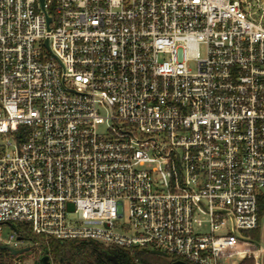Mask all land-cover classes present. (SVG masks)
Returning a JSON list of instances; mask_svg holds the SVG:
<instances>
[{
	"label": "built area",
	"instance_id": "built-area-1",
	"mask_svg": "<svg viewBox=\"0 0 264 264\" xmlns=\"http://www.w3.org/2000/svg\"><path fill=\"white\" fill-rule=\"evenodd\" d=\"M0 140V245L255 258L264 0H0Z\"/></svg>",
	"mask_w": 264,
	"mask_h": 264
},
{
	"label": "trees",
	"instance_id": "trees-1",
	"mask_svg": "<svg viewBox=\"0 0 264 264\" xmlns=\"http://www.w3.org/2000/svg\"><path fill=\"white\" fill-rule=\"evenodd\" d=\"M264 217V196L259 200V226ZM259 226L248 233L250 240L255 243L259 235ZM33 243L38 244L44 252L48 251L53 264H115L110 256L115 257L117 264H172L175 257H163L152 254L151 251L105 247L93 241L66 240L63 242L50 238L46 243L43 237L34 236L29 230L24 231ZM135 253V255H133ZM0 264H12L11 256L7 251L0 250ZM239 264H255L253 258H247Z\"/></svg>",
	"mask_w": 264,
	"mask_h": 264
},
{
	"label": "water",
	"instance_id": "water-1",
	"mask_svg": "<svg viewBox=\"0 0 264 264\" xmlns=\"http://www.w3.org/2000/svg\"><path fill=\"white\" fill-rule=\"evenodd\" d=\"M51 19H48V22L50 23ZM0 250L2 251H7L12 258H17L18 260H23L24 257H28L32 255L31 248L30 247H25L20 250H14L11 249L5 245H0ZM152 254L158 255V256H163L167 257V255L161 251H151ZM110 260L117 264L116 258L110 256ZM51 258L49 256V253L47 250H45L42 255L39 257L38 261H36L34 264H51ZM172 264H187L182 261H174Z\"/></svg>",
	"mask_w": 264,
	"mask_h": 264
},
{
	"label": "crops",
	"instance_id": "crops-1",
	"mask_svg": "<svg viewBox=\"0 0 264 264\" xmlns=\"http://www.w3.org/2000/svg\"><path fill=\"white\" fill-rule=\"evenodd\" d=\"M251 232H253V231H251ZM248 233H250V232H248ZM248 233H246V236H247V238L250 239V237L247 235ZM255 243L257 245V256L255 258H253L254 262H255V264H264V217L261 220V223L259 226V235H258ZM234 260H236L235 263H234ZM234 260H233V264H239L244 259L236 258Z\"/></svg>",
	"mask_w": 264,
	"mask_h": 264
},
{
	"label": "rangeland",
	"instance_id": "rangeland-1",
	"mask_svg": "<svg viewBox=\"0 0 264 264\" xmlns=\"http://www.w3.org/2000/svg\"><path fill=\"white\" fill-rule=\"evenodd\" d=\"M202 56L204 57V52H202ZM189 67H190V69H191L192 72H195L196 69H197V65H196V63H191ZM102 113H103V115L107 116V113H106V112H102ZM109 127H110L109 124H106V125L100 126V127L98 128V134H99V135H107V131L109 130ZM0 142H1V140H0ZM141 169H144V168H141ZM263 196H264V191H263ZM263 196H262V197H263ZM125 209H126V211H127V206H125ZM203 217H204L203 219H205V215H203ZM127 220H128V217H127V215H126L125 217H123V218L120 220V222H121V223H126ZM8 231H9V229H5V235L8 233ZM22 235H23L26 239L29 240V237H28L27 235L25 236L24 231L22 232ZM30 243H32V242H29V241L25 242V243H24V247H27ZM135 251H140V250H139V249H135ZM133 255H135V253H134ZM235 262H236V260H234V263H235ZM29 264H32V262H30ZM224 264H227V263L225 262Z\"/></svg>",
	"mask_w": 264,
	"mask_h": 264
},
{
	"label": "flooded vegetation",
	"instance_id": "flooded-vegetation-1",
	"mask_svg": "<svg viewBox=\"0 0 264 264\" xmlns=\"http://www.w3.org/2000/svg\"><path fill=\"white\" fill-rule=\"evenodd\" d=\"M39 257H35L34 260L32 261V264H34L36 261H38Z\"/></svg>",
	"mask_w": 264,
	"mask_h": 264
}]
</instances>
